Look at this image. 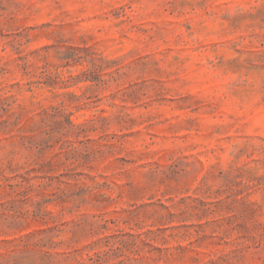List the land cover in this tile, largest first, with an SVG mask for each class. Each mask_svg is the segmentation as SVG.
<instances>
[{"label": "rangeland", "instance_id": "374dc122", "mask_svg": "<svg viewBox=\"0 0 264 264\" xmlns=\"http://www.w3.org/2000/svg\"><path fill=\"white\" fill-rule=\"evenodd\" d=\"M0 264H264V0H0Z\"/></svg>", "mask_w": 264, "mask_h": 264}]
</instances>
